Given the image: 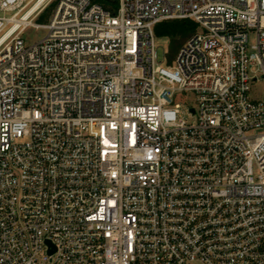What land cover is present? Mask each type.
<instances>
[{
    "label": "built area",
    "instance_id": "2783aa9c",
    "mask_svg": "<svg viewBox=\"0 0 264 264\" xmlns=\"http://www.w3.org/2000/svg\"><path fill=\"white\" fill-rule=\"evenodd\" d=\"M39 1L0 0V264H264V0Z\"/></svg>",
    "mask_w": 264,
    "mask_h": 264
},
{
    "label": "rangeland",
    "instance_id": "374dc122",
    "mask_svg": "<svg viewBox=\"0 0 264 264\" xmlns=\"http://www.w3.org/2000/svg\"><path fill=\"white\" fill-rule=\"evenodd\" d=\"M56 8V3H51L36 19H34V23L36 25H47L50 23ZM12 14H7V16H11ZM197 32H200V29H196ZM48 31L45 28H37V27H29L25 30L22 35V39L24 40L26 45H31L37 43L45 38ZM256 33H251L249 36L250 46L256 43ZM171 39L169 37H162L156 35V49L158 54V64L164 68L168 67L166 59L170 57L171 52ZM176 58V57H175ZM260 80L257 83H253L251 86L250 96L252 99H256L259 101H264V80L259 75ZM180 104L184 105L181 115L182 118L187 120L188 122H193L194 119L190 117L187 113V108L196 106L195 95L188 94L185 100H180Z\"/></svg>",
    "mask_w": 264,
    "mask_h": 264
},
{
    "label": "trees",
    "instance_id": "16d2710c",
    "mask_svg": "<svg viewBox=\"0 0 264 264\" xmlns=\"http://www.w3.org/2000/svg\"><path fill=\"white\" fill-rule=\"evenodd\" d=\"M93 1L101 3L105 6H108L110 4L108 0ZM196 29V24L190 20L165 21L157 25V27L155 28L156 35L169 37L172 41L169 57L170 62L175 59L181 47L195 33Z\"/></svg>",
    "mask_w": 264,
    "mask_h": 264
},
{
    "label": "bare ground",
    "instance_id": "6f19581e",
    "mask_svg": "<svg viewBox=\"0 0 264 264\" xmlns=\"http://www.w3.org/2000/svg\"><path fill=\"white\" fill-rule=\"evenodd\" d=\"M42 1H43V0H42ZM42 1H41V2H42ZM41 2H40V1H39V2H36V3L30 8V10L26 13L25 17H28V16L31 15L33 12H35L36 9H37V7L40 5ZM16 28H17V27H14V28L12 29V31L16 30Z\"/></svg>",
    "mask_w": 264,
    "mask_h": 264
},
{
    "label": "water",
    "instance_id": "95a60500",
    "mask_svg": "<svg viewBox=\"0 0 264 264\" xmlns=\"http://www.w3.org/2000/svg\"><path fill=\"white\" fill-rule=\"evenodd\" d=\"M111 2H114L113 0H110Z\"/></svg>",
    "mask_w": 264,
    "mask_h": 264
}]
</instances>
